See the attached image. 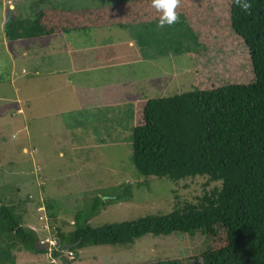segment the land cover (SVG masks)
Instances as JSON below:
<instances>
[{"label":"rangeland","instance_id":"obj_1","mask_svg":"<svg viewBox=\"0 0 264 264\" xmlns=\"http://www.w3.org/2000/svg\"><path fill=\"white\" fill-rule=\"evenodd\" d=\"M128 1L11 0L15 4L13 10L6 0H0V14L4 11L6 19L13 22L31 19L33 23L36 8L29 6L33 2H40L42 11L80 14L116 4L125 13L119 5ZM219 1L181 3L183 12L200 23L197 49L183 51L191 42L189 37L179 38V28L174 24L159 27V20L126 29L104 26L57 34L49 44L38 45L37 50L26 49L27 55L16 63V74L10 76L0 71V200L7 204L20 201L15 205L22 214L23 225L42 237L54 238L52 232L57 227L64 232L73 229V214L88 211L97 197L119 195L116 188L122 183H130V194L99 209L87 221L90 226L169 209L175 196L170 191L174 183L166 177L146 178L131 163L130 111L134 102L142 98L191 90L198 75L208 77L206 85L212 86L219 76L236 81L241 72L251 74L250 56L243 39L225 38L221 43L209 38L210 31L205 32V28L211 27L212 13L223 15L221 10L216 11L217 4L222 2ZM224 6L227 10V4ZM150 30L155 31L146 37L142 47L139 35L145 36ZM8 42L16 43L11 39ZM24 43H16L20 51L24 50ZM69 47L72 53L66 51ZM38 52L55 55V60L42 59ZM69 60L71 84L64 67L59 73H49L58 68L55 63ZM6 63L7 56L0 51V67ZM211 69L214 70L208 75ZM229 73L236 75L230 78ZM205 181H182L176 186L184 193L177 189V194L185 198L190 190L201 193ZM111 185L114 190L109 188ZM107 188L113 191L101 193ZM47 240L50 243L51 239ZM189 240L176 233L163 237L146 234L131 244L76 248L72 259L67 257L69 250H65V245L61 246L63 255L57 257L52 256L50 249L41 256L24 250L18 255L17 264H134L160 256L173 259L193 249L190 244L196 241Z\"/></svg>","mask_w":264,"mask_h":264},{"label":"trees","instance_id":"obj_2","mask_svg":"<svg viewBox=\"0 0 264 264\" xmlns=\"http://www.w3.org/2000/svg\"><path fill=\"white\" fill-rule=\"evenodd\" d=\"M221 1L216 11L221 10L223 15L212 13L211 27L205 28V32L210 31L209 38L221 43L225 38L243 39L250 56L251 74L241 72L236 81L219 76L212 86L206 85L208 77L198 75L191 90L142 98L134 102L130 111L131 163L146 178L166 177L174 183L170 191L175 196L169 209L132 220L90 226L87 221L99 209L130 194V183H122L116 188L119 195L97 197L88 211L75 212L73 229L53 230L58 248L131 244L146 234L163 237L176 233L190 239V243L196 241L195 245L190 244L193 249L189 253L134 264H264V0H248L252 5L249 12H242L233 0ZM183 2L193 0H180L176 9L178 21L174 25L179 28L178 37L191 40L182 48L185 51L200 46L197 37L200 23L183 12ZM29 6L36 8L33 13L36 21L6 19L5 34L9 39L28 40L90 28L92 31L109 24L120 28L147 25L158 21L160 15L151 6V0H130L119 5L125 13L118 10V5L80 14L42 11L40 2ZM154 31L139 35L142 47ZM0 71L8 73L7 69ZM229 75L231 78L236 74ZM65 76L72 78V71ZM1 77L2 74L0 80ZM197 178L206 179L201 193L190 190L181 198L177 192L184 191L176 184ZM183 187L188 188L189 184ZM109 188L115 189L112 185ZM109 191L107 188L101 193ZM13 202L0 200V264H17L18 255L24 250L37 256L47 253V247L39 243L42 236L22 224V214L15 205L20 201ZM52 253L53 257L59 255L55 249Z\"/></svg>","mask_w":264,"mask_h":264},{"label":"crops","instance_id":"obj_3","mask_svg":"<svg viewBox=\"0 0 264 264\" xmlns=\"http://www.w3.org/2000/svg\"><path fill=\"white\" fill-rule=\"evenodd\" d=\"M11 0H6V3L10 5L11 8L14 7V3L10 2ZM6 13L4 11L1 12L0 14V51L3 52V55L4 56H7V63L6 65H2L3 66V70H6L8 71L9 75L12 76L13 74H16V63L19 61V60H23L22 58L27 55V52H26V49H29L30 51H33V50H37V46L40 45V44H44V43H47L49 44V42L51 40H54V37L55 35L57 34H53V35H48V36H45V37H40V38H29L28 40H11V41H14V42H18V41H23L25 42L24 43V50L23 51H20L19 47L15 44H11L8 42V37L6 36L5 34V23H6ZM60 34V33H58ZM62 34V33H61ZM66 51H68L69 53H72V47H69ZM65 51V52H66ZM64 52V53H65ZM38 55L42 56V59L45 58V57H52L54 60H55V55H48V56H45L41 53L38 52ZM58 68L56 70H52L50 71L49 73H53L56 74V73H59L62 71V67H64V71L66 72H69V71H72L71 70V67H72V60H69V61H64L63 64H57L55 63ZM1 66V67H2ZM0 67V68H1ZM23 69L22 72H24V68H21ZM21 72V71H20ZM67 82H69L71 84L72 82V78H69L67 80ZM18 112V111H17Z\"/></svg>","mask_w":264,"mask_h":264},{"label":"clouds","instance_id":"obj_4","mask_svg":"<svg viewBox=\"0 0 264 264\" xmlns=\"http://www.w3.org/2000/svg\"><path fill=\"white\" fill-rule=\"evenodd\" d=\"M233 2L242 12H249L251 7H252L251 3H249L248 0H233ZM179 4H180V0H151V6L160 14L159 15V23H158L159 27H164L165 25L170 26V25H173L174 23H176L178 21V15H177L176 9L179 6ZM117 5L118 4L113 5V6H117ZM123 18H124V16H123ZM123 18H122V20H123ZM133 25H137V24L128 25L126 28L131 27ZM106 28H108V29H112V28L123 29V28H120V26H118L117 24H109ZM129 43L131 44V41ZM47 238H50L51 240H55V244L52 245L51 243H49V241L46 240ZM41 241H43V242H41ZM39 243L42 245H45L47 247V252H48V249H50V250L55 249L59 252V256L63 255L64 251H62L61 248L57 247V240L55 238H52L50 236L41 237L39 240ZM65 246H67V245H65ZM67 247L68 248H65V250H69V251L67 252L68 255L67 254H65V255H67V257L69 259L74 258L73 250L69 249V246H67Z\"/></svg>","mask_w":264,"mask_h":264},{"label":"built area","instance_id":"obj_5","mask_svg":"<svg viewBox=\"0 0 264 264\" xmlns=\"http://www.w3.org/2000/svg\"><path fill=\"white\" fill-rule=\"evenodd\" d=\"M47 240V239H46ZM41 242H43V241H41ZM50 243L53 245V244H55V240H50Z\"/></svg>","mask_w":264,"mask_h":264}]
</instances>
